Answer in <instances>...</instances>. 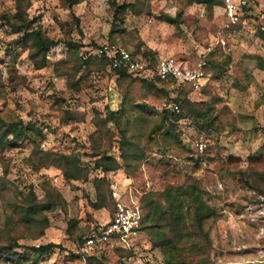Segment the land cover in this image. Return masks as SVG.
<instances>
[{
  "label": "rangeland",
  "instance_id": "1",
  "mask_svg": "<svg viewBox=\"0 0 264 264\" xmlns=\"http://www.w3.org/2000/svg\"><path fill=\"white\" fill-rule=\"evenodd\" d=\"M18 4L21 19L55 40L41 66L15 28ZM223 20L221 7L203 0H0V118L41 128L0 149V245L8 251L0 250V264H86L88 257L90 264H167L146 231L129 256L108 245L83 253L79 234L107 220L115 199L139 202L146 191L191 183L215 214L201 231L186 218L193 233L179 243L180 255L190 264H264V41L256 33L264 29V0L249 29L227 30ZM103 42L142 60L172 55L186 65L209 53L205 86L186 90L204 117L174 119L166 112L174 105L185 113L176 91L153 78L118 77L94 59ZM199 138L206 147L196 154ZM36 146L76 155L87 178L67 179L54 165L32 168ZM104 154L115 167L103 173L94 160ZM30 192L36 203L52 202L29 204ZM49 241L58 246L32 252Z\"/></svg>",
  "mask_w": 264,
  "mask_h": 264
},
{
  "label": "trees",
  "instance_id": "2",
  "mask_svg": "<svg viewBox=\"0 0 264 264\" xmlns=\"http://www.w3.org/2000/svg\"><path fill=\"white\" fill-rule=\"evenodd\" d=\"M68 5L73 4L78 0H64ZM208 6H220V0H203ZM21 4V3H20ZM20 4H18V10L16 16L21 20V25L15 24V28L22 30V38L26 44L29 45V57L34 61L39 58L41 66L46 58L47 52L55 43V40L46 34H44L38 27H32L31 21H24L21 19L24 10H21ZM128 4L122 3L121 5H116L115 10L118 13L119 9L127 6ZM258 6L257 2H251L249 5L245 6L244 13L240 20L231 25L227 30H234L238 28H251L248 27L247 20L253 13V9ZM8 16L2 14L1 18ZM8 21V20H7ZM9 22V21H8ZM11 24V23H10ZM12 25V24H11ZM256 33L264 41V29H259ZM205 60L210 62L209 53L204 56ZM92 57L87 58L91 62ZM94 59L103 60L105 64L109 65V60L105 55H98ZM156 58H151V64L154 65ZM37 62V61H36ZM114 73L119 76H125L132 74L123 68L113 69ZM134 75V74H133ZM154 80L163 83L165 86L170 87L171 90L176 91L175 102L180 106V110L185 113L175 112L174 109L166 110L167 113L174 116V119H178L182 116H190L191 118H203L204 113L196 105V101L190 100L186 95V90H191L192 87L188 83L176 84L173 79L163 80L157 77H152ZM205 86V85H204ZM202 86L200 89H202ZM178 113V114H176ZM184 114V115H183ZM114 111H108L104 120H110L113 118ZM40 127L35 124H26L22 119L18 120H5L0 118V149L5 146H15L19 141H23L28 138L31 132L39 133ZM32 168L37 169L41 166L54 165L58 167L63 176L67 179H82L87 178L89 173V168L79 164L78 157L74 154H68L57 151L50 150H40L34 147L29 156ZM110 161H113L109 155H102L101 157L94 160L95 167H100L102 172H107L108 170L114 168ZM104 175L97 176L96 182L103 180ZM97 184V183H96ZM32 192L27 194L26 201L29 204H34L36 206H45L46 204L52 202V199H47L44 202L36 203L31 197ZM53 198V196H52ZM113 202V201H112ZM139 203L142 208L143 215L140 221V227L143 231L147 232L148 240L152 246L158 247V249L163 253L166 258L167 264H190L186 257L181 256L179 252V243L190 238L193 230L190 229L189 223H187L186 218L190 220V224L196 227L199 231L202 230V221L215 214V210L212 206L208 205L202 198V193L200 188L195 184L191 183L188 185H168L161 193H156L153 191H146L139 197ZM102 203H98L100 206ZM103 205V204H102ZM115 207V202L111 209V213ZM84 229L81 230L79 234V239L81 238ZM17 243L12 241L9 248H14ZM58 246L56 243L49 241L44 244H38L36 246L32 245L30 248L35 254H45L52 247ZM106 246V245H103ZM103 246H96L94 248H99ZM93 248V249H94ZM119 250L120 255L129 256L133 254L130 248L115 247ZM0 250L3 253H8L4 246L0 245ZM34 264H39L35 261ZM86 264H90V257Z\"/></svg>",
  "mask_w": 264,
  "mask_h": 264
},
{
  "label": "built area",
  "instance_id": "3",
  "mask_svg": "<svg viewBox=\"0 0 264 264\" xmlns=\"http://www.w3.org/2000/svg\"><path fill=\"white\" fill-rule=\"evenodd\" d=\"M262 3L263 0H220L223 15V27L228 28L236 24L244 13L245 6L251 2ZM3 35L0 22V46ZM98 55H105L109 60L111 69L123 68L140 77H157L163 80L173 79L176 84L188 83L192 90H198L208 80L207 61L201 59L196 65H186L172 55H160L155 64L150 60L135 57L125 48L113 46L103 42L94 48ZM171 106V105H170ZM172 107V106H171ZM178 111V106L172 109ZM206 143L203 138L196 139L194 150L201 154ZM143 215L139 202H122L115 199V207L107 220H97L91 223L80 238V250L88 253L96 246H115L132 248L135 241L141 236L143 229L140 227ZM38 245V244H36Z\"/></svg>",
  "mask_w": 264,
  "mask_h": 264
},
{
  "label": "crops",
  "instance_id": "4",
  "mask_svg": "<svg viewBox=\"0 0 264 264\" xmlns=\"http://www.w3.org/2000/svg\"><path fill=\"white\" fill-rule=\"evenodd\" d=\"M176 59H178L179 61H181L183 64H185V61L182 60L181 58L175 57Z\"/></svg>",
  "mask_w": 264,
  "mask_h": 264
}]
</instances>
